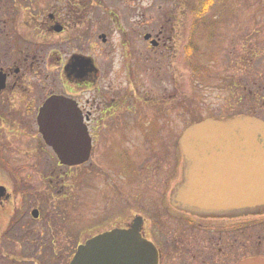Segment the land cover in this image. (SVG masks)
<instances>
[{
	"label": "rangeland",
	"instance_id": "374dc122",
	"mask_svg": "<svg viewBox=\"0 0 264 264\" xmlns=\"http://www.w3.org/2000/svg\"><path fill=\"white\" fill-rule=\"evenodd\" d=\"M78 1L62 0V19L72 21L65 5L71 7ZM82 1L84 17L67 25L64 33L55 34L41 26V19L28 16V7H51L54 0L22 4L0 0V68L20 69L12 77L15 87L0 94L4 105L0 106V152L14 177L28 183L31 195H24L25 208L31 211L41 205L44 215L34 220L29 213L25 218L31 227L18 234V229H0V264H70L79 243L108 227L92 218L91 196L97 189L91 187L89 163H104V150L112 138L117 144L120 139L119 144L136 155L140 147V158L134 161H175L179 181L180 137L193 122L209 117L229 119L241 111L264 118V0H216L214 10L204 18L194 10L200 0ZM79 21L80 28H76ZM145 33H164L170 37L167 46L150 48ZM102 34L107 35L106 43ZM127 41L140 62L129 57ZM189 46L197 49L190 57ZM73 53L94 59L102 74L98 85H111L107 90H112V97L131 72L133 80L139 78L136 69L140 65L141 128L140 136L128 131L124 137L98 135L91 160L69 167L59 163L43 140L36 112L47 93L75 92L74 82L65 79L58 60L61 56L65 61ZM25 102L32 111L29 118L22 114ZM7 113L9 118L2 120ZM106 123L114 127L112 119ZM154 127L156 135L144 132ZM12 177L7 173L6 182L12 184Z\"/></svg>",
	"mask_w": 264,
	"mask_h": 264
},
{
	"label": "flooded vegetation",
	"instance_id": "af4514ba",
	"mask_svg": "<svg viewBox=\"0 0 264 264\" xmlns=\"http://www.w3.org/2000/svg\"><path fill=\"white\" fill-rule=\"evenodd\" d=\"M26 1L17 0L20 4ZM54 1L55 4L51 7H48V4L42 6V9L28 7V16L36 21L41 19V26H45L52 33L62 34L66 31L67 25H71V22L75 24L78 19H82L80 11L84 5L81 7L80 2L84 1L72 4L73 7L65 5L66 16H70L72 21L62 19L64 8L62 0ZM25 17L28 21L29 18ZM80 24L79 21L75 27L80 28ZM89 24L86 25V29H89ZM145 35L146 33L143 35L144 39ZM151 35L150 39H145L150 48L161 50L163 46H167L169 36H164V33ZM126 45L130 46L129 57L134 56L132 60L140 62L128 41ZM58 60L63 69V76L66 80L74 82L76 90L74 92L72 89H62L56 93L51 91L41 102L43 104L55 94L72 97L77 102L92 136L91 158L98 135L124 137L127 135L125 131H128L140 136V65L136 69L139 78L133 80L134 74L131 72L130 79L122 83L123 87L120 90L115 89L113 91L115 96L112 97V90H107L111 85L106 88L98 85L102 74L93 58L73 53L65 61L61 56ZM0 72L6 75V87L0 91V94H5L10 88L15 87L12 77L15 73H20V69L12 72L10 66H3ZM6 101L3 100L4 103ZM107 104L109 108L104 110ZM1 105L4 106L0 103ZM27 106L28 103L25 102L22 114L29 118L32 111ZM6 118H9L8 113L1 117L2 120ZM106 119H112L114 127H110ZM144 132H154L156 135L157 129L147 128ZM119 141L117 144L112 138L110 145L104 150L105 160H101L104 163L94 161L89 163L91 187L97 189L94 197L91 196L92 218L99 220L101 227L108 225L95 234L114 229L129 230L136 220H139L140 239L148 246L151 244L156 248L157 264H253L251 259L264 258V207H254L247 211L228 209L210 217L180 209L174 205L172 196L182 181L183 163H180L181 178L177 181L175 161L173 163H161L157 160L155 163H140V159L134 161V158H140V147L136 155L124 144L120 145L121 140ZM4 158L0 152V229L4 227L10 228L9 231L11 228L18 229L16 231L18 234L31 227V221L25 217L29 213L33 217V210H39V216L33 217L34 220L44 217L43 208L41 205L32 207L31 211L25 208L27 201L24 195L31 193L26 189L28 183L24 179L14 177L15 173L10 163H6ZM7 173L13 176L12 184L6 182ZM98 174L100 175L97 181ZM22 185L24 187H21ZM19 193H22L20 201L17 200Z\"/></svg>",
	"mask_w": 264,
	"mask_h": 264
},
{
	"label": "water",
	"instance_id": "95a60500",
	"mask_svg": "<svg viewBox=\"0 0 264 264\" xmlns=\"http://www.w3.org/2000/svg\"><path fill=\"white\" fill-rule=\"evenodd\" d=\"M5 87L6 75L0 72V91ZM38 123L61 163L72 166L90 159L92 139L74 100L51 96L40 109ZM180 143L184 176L173 193L174 205L203 217L264 207L263 119L206 118L187 127ZM33 215L38 217V211ZM138 226L139 221L129 230L114 229L87 240L70 264H157V250L140 239ZM251 262L264 263V258Z\"/></svg>",
	"mask_w": 264,
	"mask_h": 264
},
{
	"label": "trees",
	"instance_id": "16d2710c",
	"mask_svg": "<svg viewBox=\"0 0 264 264\" xmlns=\"http://www.w3.org/2000/svg\"><path fill=\"white\" fill-rule=\"evenodd\" d=\"M201 5L199 7H196L194 8L195 10V13L198 17H206L208 16L212 10H214V6L216 5V0H200ZM196 47H191L189 46L188 47V51H189V56L193 55V53L196 51ZM243 113H247V114H253L252 112H238V113H235L234 116H237V115H240V114H243ZM198 120H201V119H198ZM196 120V121H198ZM179 163V162H178Z\"/></svg>",
	"mask_w": 264,
	"mask_h": 264
}]
</instances>
